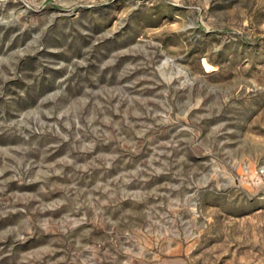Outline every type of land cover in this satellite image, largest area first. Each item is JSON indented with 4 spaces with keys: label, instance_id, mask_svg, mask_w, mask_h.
<instances>
[{
    "label": "rangeland",
    "instance_id": "rangeland-1",
    "mask_svg": "<svg viewBox=\"0 0 264 264\" xmlns=\"http://www.w3.org/2000/svg\"><path fill=\"white\" fill-rule=\"evenodd\" d=\"M0 264H264V0H0Z\"/></svg>",
    "mask_w": 264,
    "mask_h": 264
},
{
    "label": "built area",
    "instance_id": "built-area-1",
    "mask_svg": "<svg viewBox=\"0 0 264 264\" xmlns=\"http://www.w3.org/2000/svg\"><path fill=\"white\" fill-rule=\"evenodd\" d=\"M259 173H263L262 170H260Z\"/></svg>",
    "mask_w": 264,
    "mask_h": 264
}]
</instances>
